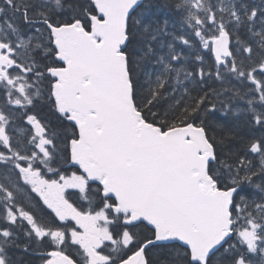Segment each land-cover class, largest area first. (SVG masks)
I'll return each mask as SVG.
<instances>
[{
	"label": "snow or ice",
	"instance_id": "snow-or-ice-1",
	"mask_svg": "<svg viewBox=\"0 0 264 264\" xmlns=\"http://www.w3.org/2000/svg\"><path fill=\"white\" fill-rule=\"evenodd\" d=\"M0 264H264V0H0Z\"/></svg>",
	"mask_w": 264,
	"mask_h": 264
}]
</instances>
